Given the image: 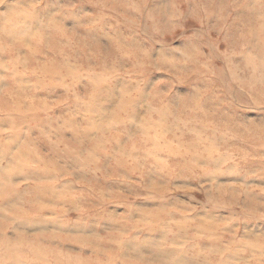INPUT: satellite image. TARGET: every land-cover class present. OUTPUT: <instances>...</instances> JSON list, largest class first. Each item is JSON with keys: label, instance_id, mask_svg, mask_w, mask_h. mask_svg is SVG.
I'll list each match as a JSON object with an SVG mask.
<instances>
[{"label": "rangeland", "instance_id": "1", "mask_svg": "<svg viewBox=\"0 0 264 264\" xmlns=\"http://www.w3.org/2000/svg\"><path fill=\"white\" fill-rule=\"evenodd\" d=\"M123 3L0 0V264H264V0Z\"/></svg>", "mask_w": 264, "mask_h": 264}, {"label": "clouds", "instance_id": "2", "mask_svg": "<svg viewBox=\"0 0 264 264\" xmlns=\"http://www.w3.org/2000/svg\"><path fill=\"white\" fill-rule=\"evenodd\" d=\"M181 2L187 3V0H168L163 8L149 10V0H134V2L125 0L121 7L139 13L144 29L163 37L173 34L178 28H183L188 20H197L203 24L211 15L210 9L214 4V0H192L191 9L180 11Z\"/></svg>", "mask_w": 264, "mask_h": 264}]
</instances>
